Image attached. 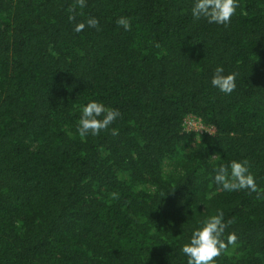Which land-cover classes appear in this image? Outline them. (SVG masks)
<instances>
[{
    "label": "trees",
    "instance_id": "obj_1",
    "mask_svg": "<svg viewBox=\"0 0 264 264\" xmlns=\"http://www.w3.org/2000/svg\"><path fill=\"white\" fill-rule=\"evenodd\" d=\"M192 2L87 0L73 22V0H0V264H187L218 210L237 241L216 264H264V194L213 179L247 159L264 193V0L227 25ZM221 65L231 94L211 85ZM93 99L118 135L77 132Z\"/></svg>",
    "mask_w": 264,
    "mask_h": 264
},
{
    "label": "clouds",
    "instance_id": "obj_2",
    "mask_svg": "<svg viewBox=\"0 0 264 264\" xmlns=\"http://www.w3.org/2000/svg\"><path fill=\"white\" fill-rule=\"evenodd\" d=\"M86 5L87 0H73L72 6L68 9L69 21H76L77 7L82 10ZM239 7V0H193L191 16L194 21L205 20L208 24L227 25ZM99 23L98 18L89 17L86 21L75 23L73 31L81 33L86 27L98 29ZM116 23L125 31H130L132 28L131 19L126 16H120ZM235 80L236 74H226L221 65L215 68L211 85L224 94H231L236 88ZM120 116L118 109L102 101L89 100L81 108L76 130L81 136H98L102 131L107 130L116 136L119 134L118 129H110V125ZM213 171L215 172L214 183L224 191L248 190L250 193H257L258 197L264 194L257 184L256 176L250 170L247 159H233L227 164H220ZM231 223V220L225 219V214L221 210L197 221L180 249L187 258V264H216L215 258L220 256L229 245L236 244V233L227 232L226 234Z\"/></svg>",
    "mask_w": 264,
    "mask_h": 264
},
{
    "label": "rangeland",
    "instance_id": "obj_3",
    "mask_svg": "<svg viewBox=\"0 0 264 264\" xmlns=\"http://www.w3.org/2000/svg\"><path fill=\"white\" fill-rule=\"evenodd\" d=\"M192 124H193V125L197 124V121L192 120Z\"/></svg>",
    "mask_w": 264,
    "mask_h": 264
}]
</instances>
